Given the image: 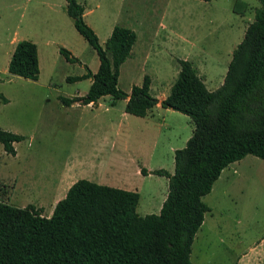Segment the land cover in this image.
Segmentation results:
<instances>
[{
	"label": "rangeland",
	"instance_id": "rangeland-1",
	"mask_svg": "<svg viewBox=\"0 0 264 264\" xmlns=\"http://www.w3.org/2000/svg\"><path fill=\"white\" fill-rule=\"evenodd\" d=\"M83 20L103 45L114 26L131 29L135 41L119 67L117 87L129 93L149 77L158 101L169 91L178 61L192 64L208 90L222 82L232 49L259 7L257 0H76ZM37 50L36 80L11 75L6 66L12 40ZM66 49L77 62L58 52ZM95 51L78 34L64 0H0V129L17 134L14 155L0 145V201L33 205L47 216L63 192L51 188L66 171L125 190H135V212L156 214L173 171V151L184 146L193 125L157 103L143 116L124 111L125 99L105 95L95 105H63L59 98L83 95L95 72ZM6 101L3 103L1 98ZM121 181L128 185L120 184ZM209 211L191 243V264H264V161L246 155L223 168L201 197ZM244 255V261L241 257Z\"/></svg>",
	"mask_w": 264,
	"mask_h": 264
},
{
	"label": "trees",
	"instance_id": "trees-1",
	"mask_svg": "<svg viewBox=\"0 0 264 264\" xmlns=\"http://www.w3.org/2000/svg\"><path fill=\"white\" fill-rule=\"evenodd\" d=\"M208 1V0H201ZM232 49L221 84L208 90L192 64L178 61L168 94L158 101L149 93V77L129 93L117 87L119 67L130 55L134 32L114 26L103 45L83 20V7L64 0L74 29L95 51V72L67 77L89 79L83 95L60 97L63 105H95L108 95L111 105L125 99L124 111L143 117L157 103L184 114L193 125L184 146L173 151V171H147L167 180L158 213L138 215L136 191L74 181L56 201L49 216L33 205L24 208L0 201V264H191L195 232L209 211L201 197L228 164L252 155L264 161V0ZM66 61L78 60L64 48ZM9 74L29 80L38 76L37 50L27 40L16 42L7 62ZM2 102L6 100L2 97ZM21 137L0 129V145L14 155Z\"/></svg>",
	"mask_w": 264,
	"mask_h": 264
},
{
	"label": "crops",
	"instance_id": "crops-1",
	"mask_svg": "<svg viewBox=\"0 0 264 264\" xmlns=\"http://www.w3.org/2000/svg\"><path fill=\"white\" fill-rule=\"evenodd\" d=\"M12 48L10 49V52H9V55L11 54L12 50H13V47L14 45L16 44L17 40H12ZM38 64H39V61H38ZM140 174V173H139ZM80 179V178H79ZM78 179L75 178V176L71 175L69 171H66V173H63L62 175L59 176L58 180H56L53 184V186L51 188H53V191L54 192H63L65 193L66 190L68 189V187ZM127 182V181H126ZM124 182V181H121L120 184H123L124 186H127L128 184ZM97 183V182H95ZM131 191H135V190H131ZM64 196V194L62 195V197ZM61 197V198H62ZM57 201V200H56ZM55 201V203H56ZM54 205V204H53ZM51 213V211L48 212V215L49 216ZM244 255H242L241 257V262L244 261Z\"/></svg>",
	"mask_w": 264,
	"mask_h": 264
}]
</instances>
